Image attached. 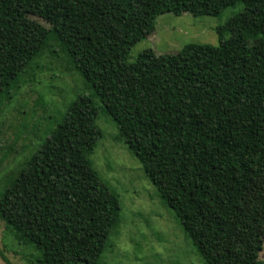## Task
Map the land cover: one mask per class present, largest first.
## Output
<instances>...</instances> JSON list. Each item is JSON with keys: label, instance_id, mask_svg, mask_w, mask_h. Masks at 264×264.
<instances>
[{"label": "trees", "instance_id": "trees-1", "mask_svg": "<svg viewBox=\"0 0 264 264\" xmlns=\"http://www.w3.org/2000/svg\"><path fill=\"white\" fill-rule=\"evenodd\" d=\"M238 3L218 45L150 47L129 60L159 15H219ZM46 52L67 55L92 91L0 195V218L34 250L31 264H99L119 226L120 197L91 160L104 136L97 97L203 262L234 255L243 200L264 185V0H0V109Z\"/></svg>", "mask_w": 264, "mask_h": 264}, {"label": "rangeland", "instance_id": "rangeland-1", "mask_svg": "<svg viewBox=\"0 0 264 264\" xmlns=\"http://www.w3.org/2000/svg\"><path fill=\"white\" fill-rule=\"evenodd\" d=\"M243 10V3H238L219 15L165 12L158 16L155 31L135 44L129 60L135 61L150 47L157 54H174L188 43L218 45L223 36L219 26ZM30 17L49 26L38 17ZM66 56L62 52L40 56L0 109V195L77 95L92 91L69 66ZM96 100L100 108L97 125L104 136L91 160L121 201L119 226L110 236L99 264H205L139 159L123 140L116 139V122L102 101L98 97ZM12 231L0 218V264H31L34 250L22 244ZM229 241L228 248L234 255H227L220 264L264 259V185L254 187L244 198Z\"/></svg>", "mask_w": 264, "mask_h": 264}]
</instances>
